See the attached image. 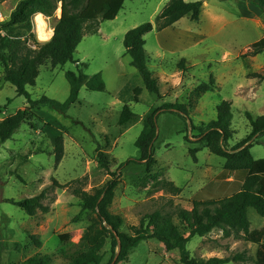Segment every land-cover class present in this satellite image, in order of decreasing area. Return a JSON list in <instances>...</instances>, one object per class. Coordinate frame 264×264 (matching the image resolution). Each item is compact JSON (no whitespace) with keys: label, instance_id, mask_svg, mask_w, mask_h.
I'll return each mask as SVG.
<instances>
[{"label":"rangeland","instance_id":"obj_1","mask_svg":"<svg viewBox=\"0 0 264 264\" xmlns=\"http://www.w3.org/2000/svg\"><path fill=\"white\" fill-rule=\"evenodd\" d=\"M21 0L0 1L5 21ZM204 1L201 19L183 18L162 32L146 35L148 68L158 80L159 95L146 90L139 72L126 55L125 35L144 24L156 25V19L170 0H127L114 21L102 22L97 35L87 36L75 54L77 63L53 69L48 63L40 70L35 87H28L33 101L43 97L65 103L70 96L66 79L69 71L93 77L102 74L105 92H91L83 87L78 102L67 114L42 106L36 118L0 145V264H26L37 255H49L51 264H69L80 253L77 249L89 226L80 200L73 194V182H85V191L93 192L116 180L118 187L111 212L125 221L122 232L130 234L142 218L156 211L173 214L178 208L192 210L191 199L223 171L226 160L200 143L199 131L217 118L224 101L234 108L232 129L236 132L229 148L250 133L246 112L264 116V81L249 78L242 56L264 38V13L249 1ZM54 18L46 17L54 31ZM34 32L39 42L36 21ZM54 35V34H53ZM184 60L183 66L181 65ZM251 71L264 74V52L248 57ZM214 77L213 92L197 95L196 90ZM143 90L139 102L135 89ZM185 105L187 117L161 111L158 113L154 155L157 165L148 173L144 164L133 163L141 157L136 142L144 129V119L164 105ZM129 105L139 116L126 127L119 125L123 108ZM30 107L25 97L4 81L0 64V122ZM64 137V158L57 164L55 142ZM189 138V142L186 141ZM251 150L256 160L264 159V137ZM199 150L194 156L192 151ZM106 154L109 168L99 164L98 152ZM55 181L58 186H54ZM182 189L180 196L171 193L170 184ZM48 192V214L29 217L7 200H24ZM225 196V195H223ZM251 232L264 230V217L254 209L248 213ZM32 237L41 241L39 247ZM259 245L243 238H225L214 230L206 237H196L188 245L192 258L225 259L239 252L255 257ZM100 264H117L111 243L98 254ZM120 264H181L180 252H167L158 240L142 242L133 249L129 260ZM234 264V263H231Z\"/></svg>","mask_w":264,"mask_h":264},{"label":"trees","instance_id":"obj_2","mask_svg":"<svg viewBox=\"0 0 264 264\" xmlns=\"http://www.w3.org/2000/svg\"><path fill=\"white\" fill-rule=\"evenodd\" d=\"M1 2L7 0H0ZM127 0H21L9 20L0 23V64L3 67V77L6 83L15 87L18 97H25L30 107L19 110L15 115L0 122V145L11 140L23 125L29 124L36 118L35 110L48 106L61 114H67L75 105L83 87L91 92H105L106 84L102 74L90 77L82 72L79 74L69 71L66 79L70 85V96L65 103L43 97L33 101L28 87H35L40 76V70L48 63L53 69L64 67L68 63H77L75 54L78 47L87 36L97 35L102 22L114 21L124 9ZM249 1L264 13V0ZM204 1L187 3L185 0H170L156 19V25L147 23L129 31L124 38L126 55L131 57V65L141 75L145 88L152 94L159 95L158 80L148 68L145 37L155 29L162 32L173 27L183 18L189 17L193 22H199ZM61 17L56 19L54 35L48 42H39L34 32L33 17L42 14L54 18L58 9ZM251 52L242 56L249 78H260L264 74L252 72L251 65L245 61L264 52V38L253 44ZM184 60L181 65L183 66ZM215 79L204 83L196 90L198 96L213 92ZM143 90L135 89V101L139 102ZM170 112L180 115L187 120L185 105H164L155 109L144 119V129L136 142L141 157L128 164H144L149 172L157 165L154 155V142L157 138L158 113ZM216 120L204 127H191L199 131L200 143L210 152L224 158L226 164L215 181L209 183L192 199V210L178 208L175 215L180 221L177 225L173 214L156 211L142 218L138 226L130 228V234L122 232L125 224L120 215L111 212L115 200L118 182L113 180L105 187L93 192L85 191V182L76 180L72 188L73 194L80 200L82 213H87L89 226L83 234L77 249L78 253L69 264H100L98 254L111 243L116 253L117 264L127 262L133 249L142 242L158 240L164 244L167 252L178 250L181 264H264V230L251 232L249 210L254 209L264 217V159L256 160L251 150L255 144H260L264 137V116L255 117L246 112L251 127V133L236 146L229 148L236 132L232 129L234 108L230 101H224L217 109ZM186 115V116H183ZM139 116L129 105L123 108L119 125L126 127L137 122ZM189 142V138L186 137ZM64 137L59 136L55 142L54 154L57 164L64 158ZM199 150H193L195 156ZM99 164L109 168V161L103 152H98ZM58 186L55 181L54 186ZM171 193L175 196L182 194V189L170 184ZM225 195V196H223ZM48 192L20 201L7 200L8 203L21 209L29 217L48 214L50 206L45 202ZM214 230L223 232L225 238H243L259 245L255 257L247 252H239L225 259L212 258L198 260L191 257L189 243L196 237H206ZM39 247L41 241L31 238ZM26 264H51L49 255H37L26 261Z\"/></svg>","mask_w":264,"mask_h":264},{"label":"bare ground","instance_id":"obj_3","mask_svg":"<svg viewBox=\"0 0 264 264\" xmlns=\"http://www.w3.org/2000/svg\"><path fill=\"white\" fill-rule=\"evenodd\" d=\"M58 14L61 15V9L58 11ZM35 21H36V29L39 39L41 41L51 40L54 31L49 28L45 17L42 14H37L35 15Z\"/></svg>","mask_w":264,"mask_h":264},{"label":"built area","instance_id":"obj_4","mask_svg":"<svg viewBox=\"0 0 264 264\" xmlns=\"http://www.w3.org/2000/svg\"><path fill=\"white\" fill-rule=\"evenodd\" d=\"M3 22H5V18H4L3 14L0 11V23H3Z\"/></svg>","mask_w":264,"mask_h":264},{"label":"crops","instance_id":"obj_5","mask_svg":"<svg viewBox=\"0 0 264 264\" xmlns=\"http://www.w3.org/2000/svg\"><path fill=\"white\" fill-rule=\"evenodd\" d=\"M45 17V16H44ZM46 18V17H45Z\"/></svg>","mask_w":264,"mask_h":264}]
</instances>
